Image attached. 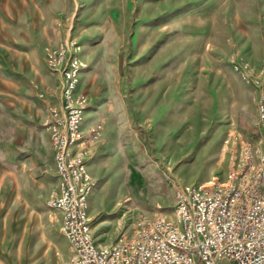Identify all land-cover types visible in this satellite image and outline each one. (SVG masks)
I'll return each instance as SVG.
<instances>
[{"label": "rangeland", "instance_id": "1", "mask_svg": "<svg viewBox=\"0 0 264 264\" xmlns=\"http://www.w3.org/2000/svg\"><path fill=\"white\" fill-rule=\"evenodd\" d=\"M65 45L85 65L99 245L137 217L173 220L175 185L222 180L241 140L264 149V0H0V264L69 260L45 205L57 184L45 105L61 89L47 55Z\"/></svg>", "mask_w": 264, "mask_h": 264}, {"label": "built area", "instance_id": "2", "mask_svg": "<svg viewBox=\"0 0 264 264\" xmlns=\"http://www.w3.org/2000/svg\"><path fill=\"white\" fill-rule=\"evenodd\" d=\"M47 59L51 70L59 72L61 89L60 104L45 105L57 177L45 205L60 215L67 264H217L221 258L264 264V149H253L244 140L222 180L209 186L175 185L173 220L162 214L137 217L131 235L107 247L99 245L89 216L95 182L80 130L85 105L76 97L85 65L67 45L49 52ZM256 111L264 131V86Z\"/></svg>", "mask_w": 264, "mask_h": 264}, {"label": "crops", "instance_id": "3", "mask_svg": "<svg viewBox=\"0 0 264 264\" xmlns=\"http://www.w3.org/2000/svg\"><path fill=\"white\" fill-rule=\"evenodd\" d=\"M53 151V150H52ZM54 154V153H53ZM53 161H54V156H53ZM53 167H54V171H55V163L53 162ZM55 176H56V174H55ZM56 183H57V177H56ZM65 242H66V245H67V249H68V242H67V240H66V238H65ZM219 262H221L222 264L224 263V264H234L233 262H231V261H228L227 259H224V258H221V259H219V261H218V263ZM217 263V264H218Z\"/></svg>", "mask_w": 264, "mask_h": 264}, {"label": "bare ground", "instance_id": "4", "mask_svg": "<svg viewBox=\"0 0 264 264\" xmlns=\"http://www.w3.org/2000/svg\"><path fill=\"white\" fill-rule=\"evenodd\" d=\"M212 183H213V181H211V182L207 183L206 185H211Z\"/></svg>", "mask_w": 264, "mask_h": 264}]
</instances>
